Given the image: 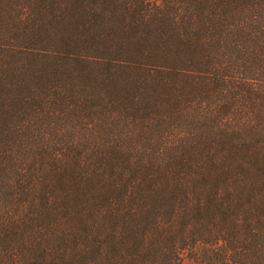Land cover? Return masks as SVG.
<instances>
[{"label":"trees","instance_id":"obj_1","mask_svg":"<svg viewBox=\"0 0 264 264\" xmlns=\"http://www.w3.org/2000/svg\"><path fill=\"white\" fill-rule=\"evenodd\" d=\"M0 264H264V0H0Z\"/></svg>","mask_w":264,"mask_h":264}]
</instances>
